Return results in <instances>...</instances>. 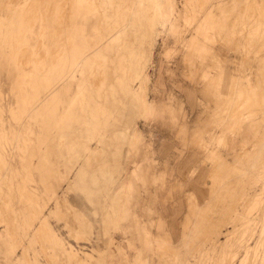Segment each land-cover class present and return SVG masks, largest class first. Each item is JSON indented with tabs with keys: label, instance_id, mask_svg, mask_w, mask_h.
I'll use <instances>...</instances> for the list:
<instances>
[{
	"label": "rangeland",
	"instance_id": "374dc122",
	"mask_svg": "<svg viewBox=\"0 0 264 264\" xmlns=\"http://www.w3.org/2000/svg\"><path fill=\"white\" fill-rule=\"evenodd\" d=\"M31 1L0 0V264H264V0Z\"/></svg>",
	"mask_w": 264,
	"mask_h": 264
},
{
	"label": "bare ground",
	"instance_id": "6f19581e",
	"mask_svg": "<svg viewBox=\"0 0 264 264\" xmlns=\"http://www.w3.org/2000/svg\"><path fill=\"white\" fill-rule=\"evenodd\" d=\"M28 1H29V0H28ZM35 1H36V0H32L31 2L34 3ZM37 1H38V0H37ZM41 1H42V0H41ZM61 1H62V0H61ZM61 1H60V2H61ZM64 1H65V0H64ZM60 2H58V3H60ZM40 3H41V2H40ZM49 3H50V2H49ZM26 4H27V3H26ZM34 4H35V3H34ZM36 4H37V3H36ZM50 4H51V3H50ZM56 4H57V1H56ZM56 4H55V5H56ZM61 4H62V2H61ZM61 4H60V6H61ZM63 4H64V3H63ZM31 5H32V4H31ZM38 5H39V3H38ZM29 6H30V5H29ZM47 6H48V3H47ZM49 6H50V5H49ZM49 6H48V7H49ZM51 6H52V4H51ZM60 6H59V7H60ZM63 6H64V5H63ZM34 7H35V6H34ZM59 7H58V8H59ZM61 7H62V6H61ZM23 8H24V7H23ZM29 8H30V7H29ZM31 8H32V7H31ZM52 8H53V7H52ZM55 8H56V7H54V9H55ZM47 9H48V8H47ZM61 9H62V8H61ZM29 10H30V9H29ZM45 10H46V9H45ZM48 10H51V8H49ZM52 10H53V9H52ZM20 11H21V10H20ZM24 11H25V10H24ZM32 11H33V10H32ZM32 11H31V12H32ZM34 11H35V10H34ZM43 11H44V9H43ZM63 11H64V9H63ZM35 12H36V11H35ZM35 12H34V13H35ZM41 12H42V10H41ZM56 12H57V14H58V13H60V12H62V11L60 10V12H58V10H56ZM18 13H19V12H18ZM27 13H30V12H28V10H27ZM37 13H38V12H37ZM39 13H40V12H39ZM63 13H64V12H63ZM19 14H20V13H19ZM30 14H31V13H30ZM46 14H48V13L46 12ZM52 14H53V13H52ZM52 14H51V15H52ZM57 14H56V15H57ZM67 14H68V13H67ZM69 14H71V13H69ZM33 15L35 16V14H33ZM39 15H40V14H38L37 16H39ZM41 15H43V13H42ZM47 16H48V15H47ZM52 16H54V14H53ZM52 16H51V17H52ZM65 16H66V14H65ZM65 16H62V17H64V18H67V17H68V15H67V17H65ZM44 17H46L45 14H44ZM48 17H50V15H49ZM26 18H27V17H26ZM29 18H31V17H29ZM29 18H28V19H29ZM32 18H34V17H32ZM42 18H43V16H42ZM16 19H17V18H16ZM34 19H35V18H34ZM43 19H44V18H43ZM48 19H49V18H48ZM24 20H25V19H24ZM30 20H31V19H30ZM38 20H39V19H38ZM38 20H37V22H38ZM60 20H61V19H59V21H60ZM64 20H65V19H63V23H64ZM18 21L20 22V20H18ZM34 21H35V20H34ZM34 21H33V22H34ZM42 21H43V20H42ZM54 21H56V20H54ZM66 21H67V20H66ZM68 21H69V20H68ZM72 21H73V20H72ZM23 22H24V21H23ZM33 22H32V23H33ZM40 22H41V21H40ZM45 22H48V21H45ZM49 22H52V19H51ZM24 23H25V22H24ZM26 23H27V22H26ZM28 23H29V21H28ZM30 23H31V22H30ZM54 23H56V22H54ZM57 23H58V22H57ZM16 24H17V23H16ZM33 24H34V23H33ZM36 24H39V22L36 23ZM58 24H59V23H58ZM65 24H66V23H65ZM67 24H68V23H67ZM22 25H23V24H22ZM40 25L42 26L43 24H40ZM52 25H53V24H52ZM61 25H63V24L61 23ZM61 25H60V26H61ZM72 25H73V24H72ZM72 25H71V26H72ZM80 25H81V24H80ZM16 26H17V25H16ZM25 26H26V25H25ZM28 26H29V24H28ZM30 26H31V25H30ZM30 26H29V27H30ZM35 26H36V25H34L33 27H35ZM37 26H38V25H37ZM44 26H47V23H46V24L44 23ZM63 26H64V25H63ZM84 26H85V25H84ZM17 27H18V26H17ZM42 27H43V26H42ZM47 27H48V26H47ZM26 28H27V27H26ZM30 28H31V27H30ZM36 28H37V27H36ZM36 28H33V29H36ZM38 28H39V27H38ZM43 28H44V27H43ZM51 28H52V27H51ZM53 28H54V27H53ZM63 28H64V27H63ZM15 29H16V28H15ZM22 29H23V28H22ZM22 29H21V30H22ZM31 29H32V28H31ZM31 29H30V30H31ZM46 29H47V28H46ZM55 29H56V27H55ZM55 29H54V30H55ZM60 29H61V28H60ZM66 29L68 30L69 27L67 26ZM70 29H71V28H70ZM80 29H81V28H80ZM21 30H20V32H21ZM26 30H28V29H26ZM26 30H25V31H26ZM39 30H40V29H39ZM44 30H45V29H44ZM44 30H43V31H44ZM61 30H62V29H61ZM74 30H76V29H74ZM84 30H85V28H84ZM25 31H24V32H25ZM49 31H51V30L49 29ZM20 32H19V33H20ZM31 32H33V30H32ZM38 32H39V31H37V29H36V33H38ZM77 32H78V31H77ZM26 33H27V32H26ZM33 33H34V32H33ZM33 33H32V34H33ZM36 33H34V34H36ZM39 33L41 34L42 31H40ZM39 33H38V34H39ZM46 33H47V31H46ZM51 33H52V31H51ZM63 33H65V32L62 31V34H63ZM17 34H18V33H17ZM24 34H25V33H24ZM28 34H29V33H28ZM47 34H48V33H47ZM62 34H61V35H62ZM75 34H77V33H75ZM64 35H65V34H64ZM78 35H79V34H78ZM80 35H81V34H80ZM26 36H27V34H26ZM51 36H52V35H51ZM57 36H58V35H57ZM73 36H74V35H73ZM15 37H17V36H15ZM21 37H22V36H21ZM56 38H57V37H56ZM56 38H55V39H56ZM80 38H82V37H80ZM83 38L85 39V37H83ZM38 39H40V38H38ZM49 39H50V38H49ZM57 39H59V38H57ZM24 40H25V39H24ZM47 40H48V39H47ZM18 41H20V40L18 39ZM33 42H34V43H35V42L37 43V42H41V41H37V40L35 39ZM20 43H21V42H20ZM20 43H19V44H20ZM34 43H33V44H34ZM56 43H58V42H56ZM80 43H81V42H80ZM82 43H83V42H82ZM23 44H24V43H23ZM25 44L27 45V43H25ZM25 44H24L23 46H25ZM30 44L33 46L32 42H31ZM37 44H39V43H37ZM67 44H68V43H67ZM70 44H71V43H70ZM16 45H17V44H16ZM81 45H82V44H81ZM23 46H22V47H23ZM38 46H39V45H38ZM41 46H42V48H43V44H42ZM75 46H76V44H75ZM26 47H27V46H26ZM57 47H58V46H57ZM57 47H56V48H57ZM29 48H31V46H29ZM29 48L27 47V50L24 48L26 51H28L27 55L30 53V51L28 50ZM38 48H39V47H38ZM38 48H37V49H38ZM74 48H75V47H74ZM32 49H33V48H32ZM13 50H14V49H13ZM25 50H23V52H24ZM42 50H43V49H42ZM80 50H81V49H80ZM21 51H22V48H21ZM43 51H44V50H43ZM43 51H42V52H43ZM46 51H47V50H46ZM49 51H50V50H49ZM49 51H48V52H49ZM11 52H12V51H11ZM35 52H36V51H35ZM38 52H39V50H38ZM40 52H41V49H40ZM48 52H47V53H48ZM13 53H14V52H13ZM13 53H12V55H14ZM15 53H16V52H15ZM21 53H22V52H21ZM25 53H26V52H25ZM50 53H52V51H50L49 54H50ZM55 53H56V52H55ZM64 53H65V52H64ZM67 53H68V52H67ZM79 53H80V51H79ZM81 53H82V52H81ZM19 54H20V53H19ZM19 54H18V56H19ZM42 54H43V53H42ZM45 54H46V53H44L43 55H45ZM52 55H53V54H52ZM54 55H55V54H54ZM70 55H71V53H70ZM72 55H73V54H72ZM77 55H78V54H77ZM21 56H22V55H21ZM21 56H20V59H21ZM29 56H30V57H29ZM29 56H27L28 59L31 58V53H30ZM40 56H41V55H40ZM75 56H76V55H75ZM27 57H26V58H27ZM43 57H44V56H43ZM49 57H50V56H48V58H49ZM58 57H59V56H58ZM63 57H65V56H63ZM77 57H78V56H77ZM17 58L19 59V57H17ZM23 58L25 59V57H23ZM39 58H40V57H39ZM48 58H47V59H48ZM56 58H57V57H56ZM71 58H72V57H71ZM79 58H80V57H79ZM18 59H16V60H18ZM24 59H23V60H24ZM41 59H42V58H41ZM44 59H45V58H44ZM44 59H43V62H44ZM57 59H58V58H57ZM73 59H74V57H73ZM26 60H27V59H26ZM37 60H39V59H37ZM53 60H54V59H53ZM53 60H52V61H53ZM68 60H69V59H68ZM88 60H89V59H88ZM21 61H22V59H21ZM30 61H31V60H30ZM54 61H55V60H54ZM18 62L21 63L20 60H19ZM24 62H25V61H24ZM39 62H40V61H39ZM88 62H90V61H88ZM88 62H87V63H88ZM27 63H28V62L26 61V64H27ZM33 63H34V62H33ZM37 63H38V62H37ZM46 63H47V62H46ZM46 63H44L43 65H45ZM55 63H57V62H55ZM55 63H54V64H55ZM67 63H68V62H67ZM48 64H49V63H48ZM51 64H52V63H51ZM57 64H58V63H57ZM23 65H24V63H23ZM65 65H66V64H65ZM72 65H73V64H72ZM16 66H17V64H16ZM24 66H25V65H24ZM24 66H22V68H23ZM35 66H36V65H35ZM17 67H18V66H17ZM47 67H48V66H47ZM68 67H69V66H68ZM33 68H34V67H33ZM40 68H41V67H40ZM72 68H73V67H72ZM17 69H18V68H17ZM18 70H20V69H18ZM40 70H41V69H40ZM46 70H48V68H47ZM62 70H63V69H62ZM43 71L45 72V70H43ZM67 71H68V70H67ZM47 72H48V71H47ZM48 73H49V72H48ZM48 73H47V74H48ZM44 74H45V73H44ZM56 74H58V73H56ZM59 74H60V73H59ZM19 75H20V74H19ZM62 75H63V73H62ZM53 76H54V75H53ZM57 76H58V75H57ZM65 76H66V73H65ZM19 77H20V76H19ZM46 77H47V76H46ZM50 78H51V77H50ZM60 78H61V77H60ZM60 78H59V79H60ZM48 79H49V78H48ZM57 79H58V77H57ZM59 79H58V80H59ZM61 79H62V78H61ZM63 79H64V78H63ZM63 79H62V80H63ZM46 80H47V78H46ZM52 80H53V78H52ZM58 80H57V81H58ZM64 80H65V79H64ZM22 82H25V80H23ZM47 82H48V81H47ZM49 82H50V81H49ZM54 82H55V81H54ZM43 83H44V82H43ZM50 83H51V82H50ZM60 83H61V82H60ZM63 83H64V81H63ZM19 84H20V83H19ZM25 84H26V83H25ZM44 84H45V83H44ZM54 84H56V82H55ZM59 85H60V84H59ZM56 86H57V85H56ZM39 87H40V86H39ZM42 87H43V86H42ZM44 87H45V85H44ZM23 88H24V87H23ZM48 88H49V87H48ZM52 88H53V86H52ZM21 89H22V88H21ZM53 89H54V88H53ZM56 89H57V88H56ZM42 90H43V89H42ZM25 91H26V90H25ZM25 91H24V92H25ZM45 91H47V90H45ZM54 91H55V89H54ZM26 92H27V91H26ZM22 93H23V92H22ZM29 93H30V92H29ZM34 93H35V92H34ZM47 93H48V92H47ZM54 93H55V92H54ZM48 94H49V93H48ZM42 95H44V94H42ZM46 95H47V94H46ZM53 95H54V94H53ZM55 98H57V97H55ZM24 99H25V98H24ZM27 99H28V97H27ZM27 99H26V100H27ZM49 99H50V98H49ZM52 99H53V98H52ZM21 100H22V98H21ZM46 100H47V99H46ZM53 100H54V99H53ZM56 100H57V99H56ZM56 100H55V101H56ZM43 101H44V100H43ZM58 101H59V99H58ZM43 103H45V102H43ZM46 103H47V102H46ZM54 103H56V102H54ZM54 103H53V104H54ZM22 104H23V103H22ZM43 105H44V104H43ZM49 105H50V104H49ZM56 106H58V105H56ZM53 107L56 108L55 105H54ZM49 108H50V107H49ZM57 108H58V107H57ZM21 110H22V109H21ZM55 110H56V109H55ZM46 113H47V112H46ZM44 114H45V112H44ZM19 115H20V114H19ZM22 115H23V114H22ZM52 115H53V114H52ZM50 116H51V115H50ZM20 117H21V116H20ZM21 118H22V117H21ZM49 118H51V117H49ZM50 121H51V120H50ZM55 122H56V121H55ZM63 129H64V127H63Z\"/></svg>",
	"mask_w": 264,
	"mask_h": 264
},
{
	"label": "crops",
	"instance_id": "0c3cea01",
	"mask_svg": "<svg viewBox=\"0 0 264 264\" xmlns=\"http://www.w3.org/2000/svg\"><path fill=\"white\" fill-rule=\"evenodd\" d=\"M162 85H163V82L160 81L158 83L157 87H161ZM136 222H137V227H138L139 222H140V218L139 217L136 218ZM147 234H149L148 231H147ZM170 236H171V232H170ZM155 239H156V241L158 240V238H155ZM178 244L180 245V246L179 245L177 246L179 248H181V247L182 248L183 247H187L190 244L189 243V235H188L187 232L186 233L184 232L182 234L181 239H180V242ZM211 247H213V245ZM105 253H104L105 255L104 254L101 255V258L100 259L98 258L99 260H98V263L97 264H114V260H115L114 254L111 253V252L109 254H107V252H105ZM106 255L110 256V260H108V259L106 260ZM137 258H138V262H140L142 264H149L148 260L146 258H143L142 254H138L137 255Z\"/></svg>",
	"mask_w": 264,
	"mask_h": 264
}]
</instances>
